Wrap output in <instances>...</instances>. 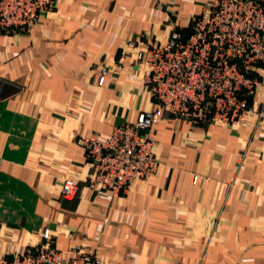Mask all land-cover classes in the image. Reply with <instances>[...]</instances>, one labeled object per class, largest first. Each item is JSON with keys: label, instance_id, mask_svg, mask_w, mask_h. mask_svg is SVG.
I'll return each mask as SVG.
<instances>
[{"label": "crops", "instance_id": "obj_1", "mask_svg": "<svg viewBox=\"0 0 264 264\" xmlns=\"http://www.w3.org/2000/svg\"><path fill=\"white\" fill-rule=\"evenodd\" d=\"M215 1L58 0L33 29L0 33V262L49 229L65 261L264 264V68L259 115L192 126L160 113L157 173L128 195L90 183L84 139L157 112L137 61L144 43L165 44Z\"/></svg>", "mask_w": 264, "mask_h": 264}, {"label": "built area", "instance_id": "obj_2", "mask_svg": "<svg viewBox=\"0 0 264 264\" xmlns=\"http://www.w3.org/2000/svg\"><path fill=\"white\" fill-rule=\"evenodd\" d=\"M57 4L58 0H0V33L33 29ZM137 61L143 88L157 112L141 113L136 122L115 128L106 140L84 139L87 161L95 171L90 183L113 196L128 195L136 183L157 173L152 131L160 113L192 126L234 125L255 115L252 101L264 68V0H216L185 30H175L165 44L144 43ZM108 73L104 67L100 87ZM136 78L129 77L132 82ZM78 187L74 179H66L63 197H75ZM42 239L40 245L0 264H104L97 253L65 261L49 229Z\"/></svg>", "mask_w": 264, "mask_h": 264}, {"label": "rangeland", "instance_id": "obj_3", "mask_svg": "<svg viewBox=\"0 0 264 264\" xmlns=\"http://www.w3.org/2000/svg\"><path fill=\"white\" fill-rule=\"evenodd\" d=\"M260 79H261V78H260ZM261 84L263 85V81H262V80H261ZM262 85H261V86H262ZM257 92H258V89H257ZM256 95H257V94H256ZM250 104H251V101H250ZM256 113H257V114H256ZM255 115H259V114H258V111L255 112ZM249 117H252V116H249ZM246 118H247V117H244L242 120H244V119H246Z\"/></svg>", "mask_w": 264, "mask_h": 264}]
</instances>
